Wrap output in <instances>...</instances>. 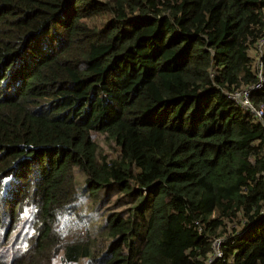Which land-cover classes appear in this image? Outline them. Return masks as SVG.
I'll list each match as a JSON object with an SVG mask.
<instances>
[{
    "label": "trees",
    "instance_id": "trees-1",
    "mask_svg": "<svg viewBox=\"0 0 264 264\" xmlns=\"http://www.w3.org/2000/svg\"><path fill=\"white\" fill-rule=\"evenodd\" d=\"M261 37L264 0H0V264H264Z\"/></svg>",
    "mask_w": 264,
    "mask_h": 264
},
{
    "label": "built area",
    "instance_id": "built-area-1",
    "mask_svg": "<svg viewBox=\"0 0 264 264\" xmlns=\"http://www.w3.org/2000/svg\"><path fill=\"white\" fill-rule=\"evenodd\" d=\"M264 51V37H261L256 43V51L254 53L255 59V71H256V82L248 85L246 87H242L237 90H232L228 93V96L240 107L249 110L250 112L254 113L256 116L260 117L262 115L263 105L258 108H254L249 99L248 95L252 89H257L261 86L262 78H261V64H260V56L261 53ZM224 237L215 238L211 242V253L207 256L204 264H211L214 260H218L222 257V252L220 248V243ZM227 263L230 264L231 259L226 260Z\"/></svg>",
    "mask_w": 264,
    "mask_h": 264
},
{
    "label": "rangeland",
    "instance_id": "rangeland-1",
    "mask_svg": "<svg viewBox=\"0 0 264 264\" xmlns=\"http://www.w3.org/2000/svg\"><path fill=\"white\" fill-rule=\"evenodd\" d=\"M89 22H95V23H99L100 20L97 18V19H92L91 21ZM251 52H249V55H250ZM253 54L254 56V53H251ZM253 59V58H252ZM253 62L254 59H253ZM252 62V63H253ZM253 66H255V63H253ZM96 141L98 142L99 144V147L100 149L102 150V152L106 155H109L110 157L114 156V153H115V147L114 145H112L111 142H109L105 137L103 136H99L98 139H96ZM55 262L58 264V261L55 259ZM78 264H82V262H79Z\"/></svg>",
    "mask_w": 264,
    "mask_h": 264
}]
</instances>
